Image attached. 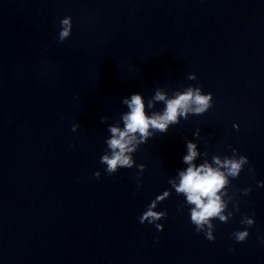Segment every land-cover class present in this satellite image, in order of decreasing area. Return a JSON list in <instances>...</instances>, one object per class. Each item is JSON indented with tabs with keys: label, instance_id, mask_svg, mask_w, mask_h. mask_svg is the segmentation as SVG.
I'll return each mask as SVG.
<instances>
[{
	"label": "water",
	"instance_id": "water-1",
	"mask_svg": "<svg viewBox=\"0 0 264 264\" xmlns=\"http://www.w3.org/2000/svg\"><path fill=\"white\" fill-rule=\"evenodd\" d=\"M0 264H264V0H0Z\"/></svg>",
	"mask_w": 264,
	"mask_h": 264
}]
</instances>
